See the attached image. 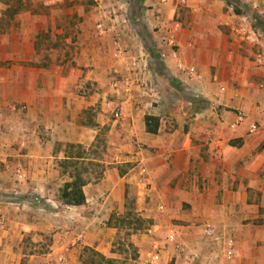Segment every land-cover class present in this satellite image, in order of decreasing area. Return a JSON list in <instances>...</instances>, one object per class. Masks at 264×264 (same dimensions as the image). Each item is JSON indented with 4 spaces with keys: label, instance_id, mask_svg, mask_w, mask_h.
Here are the masks:
<instances>
[{
    "label": "crops",
    "instance_id": "crops-1",
    "mask_svg": "<svg viewBox=\"0 0 264 264\" xmlns=\"http://www.w3.org/2000/svg\"><path fill=\"white\" fill-rule=\"evenodd\" d=\"M30 1L9 20V7L0 8V253L14 251L9 239L51 234L53 252L29 264L67 263L81 245L105 253L95 221L120 210L130 186L168 213L182 202L194 214L203 209L227 235L264 232L254 223H264V0H240L238 9L185 0L182 25L161 17L175 14L173 0L153 4L145 12L161 13L152 20L160 27L156 53L137 41L130 21L85 42L82 24H69L71 35L55 8L40 13L42 0ZM49 31L58 35L54 47L44 45ZM111 35L120 52L109 48ZM97 138L104 161L97 150L86 157ZM91 166L99 168L92 181L83 177ZM76 174L85 202L69 206L58 192ZM80 219L88 222L78 229ZM239 252L232 264H264V246Z\"/></svg>",
    "mask_w": 264,
    "mask_h": 264
},
{
    "label": "rangeland",
    "instance_id": "rangeland-1",
    "mask_svg": "<svg viewBox=\"0 0 264 264\" xmlns=\"http://www.w3.org/2000/svg\"><path fill=\"white\" fill-rule=\"evenodd\" d=\"M230 1H232V6L238 9L236 5L240 6V0ZM48 2L42 0L37 4L36 10L45 14L49 8H55L56 14L61 15L60 18L64 22L63 24L66 25V29L71 31V35L74 29H68L67 26L69 24L74 25L76 22L82 24V36H80L82 41L88 42L85 37L91 34H96V37L100 40L108 31L110 24L117 25L123 21H130L129 29L139 38L137 41L153 53H156V37L160 33V27L156 26L154 22L164 15L169 24L178 22L179 25H182L188 18L185 2L180 3L178 0H173L172 6L175 7V14L169 18L168 10H165V13L161 11V17H159L160 12H145L148 7L152 9L153 4L155 7L165 6L158 0H150L146 4L144 0H53V4L44 5ZM5 6L9 8L4 12V19L9 20L8 18L18 14L19 10L32 7V3L30 0H0V8L4 9ZM1 12L3 13V10ZM97 24H102L103 33L96 29ZM43 40L45 46L54 47L58 43V35L55 31H51V33L49 31L44 33ZM118 42L119 37L111 35V47L109 48H115L117 52H120L123 48ZM65 45L70 46V44ZM72 57H74V54H72ZM72 57H68L67 61L74 63ZM112 119L117 120L114 113ZM103 145L102 140L98 138L94 140V147L97 149L90 147L86 152V157L92 158V154L97 150L100 156L99 159L101 158L104 161V158L101 157V152L104 150ZM89 169H91V172L88 170V172L83 173V177L92 181L94 176L92 173L98 172L99 168L91 166ZM136 193L137 190L131 186L126 188L122 208L112 210L108 219L95 221L96 232L99 234L100 231H103V234H105H100V237L103 236L106 240L105 244L102 243L106 248V252L102 253L95 247H89L107 258L113 259L117 264H232L240 255L239 246L248 243L264 246L263 231H250L241 237L227 235L222 233V230L210 226L212 223L207 222L208 217L203 209L198 214H194L191 205L182 202L171 204L168 213L163 204H158L154 199L150 201L146 196L141 197L140 200L139 195ZM2 195L3 201H10L13 194L5 192ZM58 197H60V192H58ZM133 217L143 220L140 227H137L139 225L136 224ZM195 219L196 221H194ZM87 222L80 219L75 224H77L78 229H81L85 227ZM254 223L256 225L264 224L260 219L254 221ZM206 226L213 228V237H208L205 234ZM171 231L175 236L174 241L167 242L166 236ZM229 240L232 241L235 253L231 259L226 258V247ZM9 241H15L17 246L13 247L14 251L6 249L0 253L1 264L6 263V261L9 264H29L37 256H44L48 252H53L55 242L52 234L43 236L40 240H33L30 236H24L17 238V240L9 239ZM98 244H101V242H98ZM84 247L88 246L81 245L77 251L73 252V257L67 256V263L52 260L51 264H81L79 256Z\"/></svg>",
    "mask_w": 264,
    "mask_h": 264
},
{
    "label": "trees",
    "instance_id": "trees-1",
    "mask_svg": "<svg viewBox=\"0 0 264 264\" xmlns=\"http://www.w3.org/2000/svg\"><path fill=\"white\" fill-rule=\"evenodd\" d=\"M229 3L231 2L230 0ZM146 126L149 132H155L156 120L153 117H146ZM153 123V129L149 127V123ZM85 184L84 179L80 175L76 174L71 182L63 184L60 189V198L64 204L69 206H80L85 202V197L82 192V186ZM136 224H142L143 220L138 217H133ZM134 223V222H133ZM81 264H117L113 259L107 258L99 252L90 247H84L82 253L79 256Z\"/></svg>",
    "mask_w": 264,
    "mask_h": 264
},
{
    "label": "built area",
    "instance_id": "built-area-1",
    "mask_svg": "<svg viewBox=\"0 0 264 264\" xmlns=\"http://www.w3.org/2000/svg\"><path fill=\"white\" fill-rule=\"evenodd\" d=\"M169 1L171 0H161V2L163 4L165 3H168ZM180 3H184L185 0H178ZM248 0H245V3H248L247 2ZM174 28L175 29H178L179 28V25L178 24H175L174 25ZM96 29L100 32V33H103V27H102V24H97L96 25ZM173 55H175V53L173 52ZM257 62L260 64L261 63V56L257 57ZM188 72L189 73H193L194 72V69L193 68H189L188 69ZM114 117L117 118L118 117V113H114ZM258 130V127L257 125H251L250 128H249V131L250 132H256ZM205 234L208 236V237H213L214 235V230L212 227L210 226H206L205 227ZM174 233L171 231L170 233L167 234L166 236V239H167V242H173L174 241ZM235 255L234 251H233V244H232V241L229 240L228 243H227V247H226V258L227 259H231L233 256ZM155 258H157V256H155Z\"/></svg>",
    "mask_w": 264,
    "mask_h": 264
}]
</instances>
